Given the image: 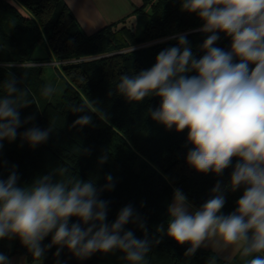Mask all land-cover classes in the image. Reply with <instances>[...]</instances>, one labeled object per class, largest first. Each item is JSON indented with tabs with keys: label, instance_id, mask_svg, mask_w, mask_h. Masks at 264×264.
Instances as JSON below:
<instances>
[{
	"label": "trees",
	"instance_id": "16d2710c",
	"mask_svg": "<svg viewBox=\"0 0 264 264\" xmlns=\"http://www.w3.org/2000/svg\"><path fill=\"white\" fill-rule=\"evenodd\" d=\"M13 1L15 4L0 0V96L5 94L2 83L12 77L19 89L26 90L21 102L29 103L18 109L21 124L16 139L0 141V179H7L14 170L17 186H29L37 177L64 166L69 171L58 178L91 180L99 190L110 175L113 188L99 193V199L108 205L106 223H113L125 206L133 208L139 221L126 224L125 231H132L137 239L147 234L153 241L145 264H230L229 259L203 247L186 257L190 245H180L166 233L168 206L175 189L199 208L220 183L225 196L222 214L235 211L244 190L241 187L233 192L228 187L237 158L220 175L197 172L186 160L192 148L187 142V129L176 132L175 127L169 130L152 120L149 110L159 107L160 98L149 96L141 102H130L116 87L120 75L150 69L160 51L177 45L179 35L186 36L199 59L208 35L199 31L202 21L195 13L181 10L182 0H143L134 10L147 16L139 32L123 24L125 17L87 34L63 0ZM218 35L214 46L229 51L231 38L224 33ZM130 47L134 49L131 53ZM50 63L56 74L49 82L44 72ZM57 79L62 81L59 96L55 100L54 94L43 96L45 86L53 87ZM87 99L96 104L107 122L97 113L71 111V106ZM84 114L92 115V123L73 127ZM32 127L51 129L47 140L34 147L22 139ZM105 154L107 161L99 163ZM77 222L78 218H70V225ZM139 223H143V229ZM161 225L164 231L157 232ZM51 241V233L41 241L44 264H126L119 250L80 259L67 247L47 248ZM58 248L60 254L56 256ZM0 254L7 258L20 254L33 261L18 237L0 239ZM231 264H244V258L236 256Z\"/></svg>",
	"mask_w": 264,
	"mask_h": 264
},
{
	"label": "clouds",
	"instance_id": "9594fccd",
	"mask_svg": "<svg viewBox=\"0 0 264 264\" xmlns=\"http://www.w3.org/2000/svg\"><path fill=\"white\" fill-rule=\"evenodd\" d=\"M181 10L202 21L199 31L208 34L201 46L204 55L197 59L186 36L179 35L177 45L160 51L150 69L120 75L117 91L130 102L160 98L159 107L149 110L151 118L169 130L187 129L192 148L186 160L197 172L220 175L237 158L228 187L244 190L235 211L222 214L225 196L220 183L199 208L175 189L166 234L180 245H190L186 257L201 246H211L218 252L231 249L230 264L236 256L244 258V264H264V0H182ZM218 33L231 38L229 51L214 46ZM2 86L0 141L11 142L21 124L18 109L29 102H21L26 90L17 87L15 78H7ZM54 92L47 85L42 95L51 97ZM95 105L87 99L71 106V111L97 113L107 122ZM91 123L92 115L84 114L73 127ZM50 131L32 127L22 139L34 147L45 142ZM107 159L105 154L99 163ZM68 171L58 167L24 187L17 186L14 170L0 179V239L18 237L33 264H40L45 253L41 241L50 233L47 248L67 247L80 259L119 250L126 264H145L153 241L147 234L137 239L125 231L126 224L139 221L133 208L125 206L113 223H106L108 205L99 193L113 188L112 177H106L107 183L98 190L91 180L58 178ZM72 217L79 222L70 225ZM139 227L143 229V223ZM163 231V225L157 228ZM59 254L58 248L55 255ZM0 264H10L3 254Z\"/></svg>",
	"mask_w": 264,
	"mask_h": 264
},
{
	"label": "crops",
	"instance_id": "0c3cea01",
	"mask_svg": "<svg viewBox=\"0 0 264 264\" xmlns=\"http://www.w3.org/2000/svg\"><path fill=\"white\" fill-rule=\"evenodd\" d=\"M9 1L13 3L12 0ZM63 1L68 5L76 20L87 34H91L108 24L120 21L121 19L130 16L132 13H134L136 8L142 6L143 4V0ZM201 247L214 251L211 246ZM214 252H216L221 258L229 259L231 249H226L223 252ZM8 260L10 264H33V261L29 262L24 255L20 254H11L8 256ZM40 264L44 263L40 261Z\"/></svg>",
	"mask_w": 264,
	"mask_h": 264
},
{
	"label": "rangeland",
	"instance_id": "374dc122",
	"mask_svg": "<svg viewBox=\"0 0 264 264\" xmlns=\"http://www.w3.org/2000/svg\"><path fill=\"white\" fill-rule=\"evenodd\" d=\"M13 1V0H12ZM13 3H15L13 1ZM147 19V16L146 15H141L139 12H134L132 13L130 16H128L124 23L125 25H127L128 27L136 30V31H140L145 20ZM4 63H2L3 65ZM53 63H50V64H46L45 65V72H44V77L47 81H51L52 78L55 76V70H54V67L52 65ZM62 84V81H60V79H57V81H55L54 85H53V88L55 89V92H54V96L52 97V100H55L58 96H59V93H61V85ZM11 244V242H10Z\"/></svg>",
	"mask_w": 264,
	"mask_h": 264
},
{
	"label": "built area",
	"instance_id": "2783aa9c",
	"mask_svg": "<svg viewBox=\"0 0 264 264\" xmlns=\"http://www.w3.org/2000/svg\"><path fill=\"white\" fill-rule=\"evenodd\" d=\"M25 64H36V63H15L14 65H25Z\"/></svg>",
	"mask_w": 264,
	"mask_h": 264
}]
</instances>
